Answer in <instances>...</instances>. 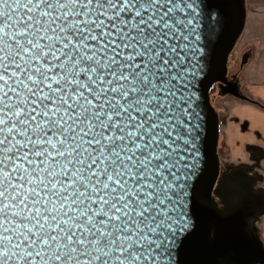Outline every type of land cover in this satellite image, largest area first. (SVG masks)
Here are the masks:
<instances>
[{"label": "snow or ice", "instance_id": "obj_1", "mask_svg": "<svg viewBox=\"0 0 264 264\" xmlns=\"http://www.w3.org/2000/svg\"><path fill=\"white\" fill-rule=\"evenodd\" d=\"M211 3L0 0V264H171Z\"/></svg>", "mask_w": 264, "mask_h": 264}, {"label": "water", "instance_id": "obj_2", "mask_svg": "<svg viewBox=\"0 0 264 264\" xmlns=\"http://www.w3.org/2000/svg\"><path fill=\"white\" fill-rule=\"evenodd\" d=\"M210 9L200 19L197 47L184 50L188 72L184 99L195 114L198 151L194 174L187 177L181 198L184 226L171 245V264H264L256 227L264 212V193L255 187L258 176L248 164L220 169L219 118L209 100L212 86L220 95L247 99L235 75L227 74L228 56L244 24V0H212ZM246 59L241 54L239 67Z\"/></svg>", "mask_w": 264, "mask_h": 264}, {"label": "crops", "instance_id": "obj_3", "mask_svg": "<svg viewBox=\"0 0 264 264\" xmlns=\"http://www.w3.org/2000/svg\"><path fill=\"white\" fill-rule=\"evenodd\" d=\"M244 2L245 19L237 44L240 54L245 53L247 59L239 68L237 82L244 96L264 105V0ZM230 98L222 115L219 114V137L226 158L233 164L252 163L259 175L256 185L264 193V108ZM256 227L264 246V212Z\"/></svg>", "mask_w": 264, "mask_h": 264}, {"label": "rangeland", "instance_id": "obj_4", "mask_svg": "<svg viewBox=\"0 0 264 264\" xmlns=\"http://www.w3.org/2000/svg\"><path fill=\"white\" fill-rule=\"evenodd\" d=\"M238 40L236 41L233 49L231 50L229 57L227 59V74L228 75H232L234 74L236 79L237 78V74L239 72V60H240V52H239V46L237 44ZM231 99L229 95H223V96H216L215 93L212 94V105L215 108L217 114L222 115L223 111L225 110L226 106L229 104L228 100ZM233 99V98H232ZM237 99V98H236ZM222 140L220 139V137L218 136V143H217V150H218V156H219V161H220V169L223 170L226 166L228 165H236L233 163H230L227 158H226V152L224 151V148L222 146ZM241 164V163H239ZM246 164V163H243ZM251 167V171L253 170V172L258 176L259 179V175L257 174L255 168H253V164L249 163L248 164ZM257 189H260L259 186H255Z\"/></svg>", "mask_w": 264, "mask_h": 264}, {"label": "trees", "instance_id": "obj_5", "mask_svg": "<svg viewBox=\"0 0 264 264\" xmlns=\"http://www.w3.org/2000/svg\"><path fill=\"white\" fill-rule=\"evenodd\" d=\"M244 5H245V2H244ZM228 57H229V56H228ZM213 93H215L216 96H223V95L218 94L217 89L215 88V86H212L211 89L209 90V100H210L211 103H212V94H213ZM246 100L249 101V102H252V103L256 104L257 106H259V107H261V108H264V105L261 104V103H259V102H257V101H253V100L250 99V98H247ZM218 118H219V114H218ZM251 148H253V147H252V146L249 147V149H251ZM217 154H218V150H217ZM218 155H219V154H218Z\"/></svg>", "mask_w": 264, "mask_h": 264}, {"label": "flooded vegetation", "instance_id": "obj_6", "mask_svg": "<svg viewBox=\"0 0 264 264\" xmlns=\"http://www.w3.org/2000/svg\"><path fill=\"white\" fill-rule=\"evenodd\" d=\"M231 75V74H230Z\"/></svg>", "mask_w": 264, "mask_h": 264}]
</instances>
